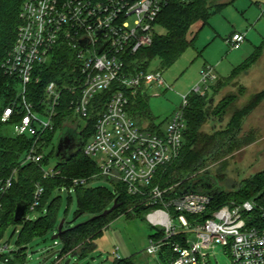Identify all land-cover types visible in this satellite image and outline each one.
Segmentation results:
<instances>
[{
	"label": "built area",
	"instance_id": "built-area-1",
	"mask_svg": "<svg viewBox=\"0 0 264 264\" xmlns=\"http://www.w3.org/2000/svg\"><path fill=\"white\" fill-rule=\"evenodd\" d=\"M171 1L24 0L15 42L2 62L5 73L19 82V91L4 108L1 121L12 123L17 136L32 137L20 164H39L43 178H50L60 170L43 164L48 147L44 137L55 129L64 95L69 97L66 104L72 118L89 121L91 113L98 110L94 132L82 146L84 154L99 169L93 179L99 176L124 185L127 194L148 208L149 223L161 233L150 237L149 255H156L160 264H212V253L221 246L235 264H264V207L255 215L256 202L232 201L206 216L212 200L208 190H195L192 181L191 189L183 194L190 185L187 180L166 187L155 182L158 169L175 161L183 149L190 93L183 96V105L174 111L167 127L138 120L132 114L131 98L148 94L154 84L168 86L161 70L130 67L127 58L153 43L155 22ZM245 39L246 34L233 32L226 42L231 49H238ZM62 46L71 52L65 68L47 82L39 102L29 100L28 85L42 80L43 66H48ZM217 79L209 66L194 91L205 95ZM16 175L14 169L0 177V211ZM86 183L85 178H74L72 186ZM43 191L38 183L22 220H30ZM199 215L204 217L196 219ZM167 245L172 254L162 258ZM9 246V241L0 240V261L7 264L18 250Z\"/></svg>",
	"mask_w": 264,
	"mask_h": 264
},
{
	"label": "trees",
	"instance_id": "trees-1",
	"mask_svg": "<svg viewBox=\"0 0 264 264\" xmlns=\"http://www.w3.org/2000/svg\"><path fill=\"white\" fill-rule=\"evenodd\" d=\"M23 1L0 0V177L10 175L14 169L17 171L13 187L6 195L3 209L0 211V240L4 236L6 225L9 222L22 224L17 240L19 248L13 258H10L8 264H24L28 246L31 245L32 241L57 227L62 203L58 192L61 191L60 188L63 186L74 188L76 191V217L82 214H90V218L77 226L73 225L74 227L65 221L64 231L61 232L59 237L61 249L58 251V258H68L74 253L80 256L86 255L94 247V240L102 235L109 223L119 215L131 216L135 214L137 216L142 212H148V208L139 204V198L127 194L122 184L115 183L116 187L120 189L117 193L103 187L89 186V183L72 186L74 178L87 179L98 173L99 170L96 162L84 154L83 148L63 162L56 161L60 173L55 177L43 178V172L39 164L24 166L20 164L25 150L32 142V137L28 135L17 136L13 132L4 130L1 115L4 108L16 99L19 91V82L5 73L2 62L15 42L20 23L19 13ZM224 4V0H172L162 9L155 22L157 26L164 27L166 32L161 35L156 34L150 46L143 47L135 55L128 57V65L130 67L135 66L140 70H149L151 61L156 57L160 58L165 65L174 62L193 42V40L188 39L192 25L199 20L204 23L207 22L213 10ZM263 52L264 44L258 46L229 77L218 78L212 84L211 90L209 89L210 91L206 92L205 95L198 93L189 95V105L185 110L187 126L184 132L183 149L175 161L158 169L156 183L166 187L187 180L190 184L196 176L203 173L202 170L205 169L204 172L208 171L209 165L227 157L234 150L248 143L246 138L240 135L244 119L264 98V91L254 95L243 109L236 110L226 127L211 134L205 133L202 128L209 115L204 106L227 81L234 79L239 72L248 70ZM70 53V49L66 46H62L60 50L56 51L48 66L47 63L43 66L42 80L28 85L29 100L35 103L40 101L45 85L62 72L67 64L65 59L70 56ZM147 97L148 94L139 93L131 98L133 102L132 114L140 121L151 118ZM235 97L236 95L233 94L226 96L223 102L218 104L219 108L226 111L235 100ZM68 99L69 97L64 95V104L55 119V129L46 133L44 137V145L46 147L52 145L49 154L54 155V157L56 152V145L54 146L52 143L54 135L58 130H65L72 118V112L66 104ZM91 115L92 118L81 131L85 141L94 132V125L99 111L95 109ZM49 154L44 159L43 164L45 165L49 163ZM224 163L222 162V165ZM211 176L206 177L202 183L212 185L208 189L212 194V200L208 211L205 213L206 216H212L215 210L231 200L239 203L246 200L256 202L255 215L259 214L260 207H264V170L243 179L233 187V190L229 191L215 186L214 182L210 180ZM213 177L220 178L218 176ZM38 183L43 186L44 191L37 209L46 207V212L35 220L15 221L14 213L17 202L24 200L29 205L33 200V194ZM192 186L195 188L194 182ZM56 192L57 194L53 197ZM115 199L121 202V206L102 216V212L109 209L114 204ZM71 200L72 196L70 194L68 201ZM160 234L159 232L152 236H159ZM79 248L80 250H78ZM163 252H166L167 255L172 254L171 247L167 245L163 248L161 257H167V255H162ZM114 264L137 263L131 258H118Z\"/></svg>",
	"mask_w": 264,
	"mask_h": 264
},
{
	"label": "rangeland",
	"instance_id": "rangeland-1",
	"mask_svg": "<svg viewBox=\"0 0 264 264\" xmlns=\"http://www.w3.org/2000/svg\"><path fill=\"white\" fill-rule=\"evenodd\" d=\"M224 1V5L213 10L207 22L199 20L192 25L188 39L193 42L174 62L165 65L158 57L151 61L149 70H161L168 88L154 84L148 89L147 102L151 118L146 121L150 125L167 127L174 111L183 105V96L189 93L196 94L194 88L200 85L202 72L209 66L214 68L217 78H227L258 46L264 44V0ZM155 30L160 35L166 32L162 26H156ZM234 31L246 34L245 41L238 49H231L226 42V38ZM214 83L215 81L211 86ZM263 91L264 52L248 70L239 72L234 79L227 81L204 106L209 115L202 127L203 131L211 134L226 127L236 110L243 109L254 95ZM231 94L236 95L235 100L226 111L220 109L218 104ZM42 119L45 120L46 116L42 115ZM87 123V119L72 118L71 125L67 126L64 132L61 130L56 132L53 145L58 144L62 133L71 132L78 136ZM3 129L12 133V123L3 124ZM240 135L246 138L248 143L209 165L208 171L202 170L203 173L194 179L195 190L207 191L209 188L202 183L210 175H212L210 180L215 186L226 191L233 190V187L243 179L264 170V98L245 117ZM51 150L50 144L46 148V153L49 154ZM56 161L54 155H50L49 164L57 166ZM222 162H225L224 165ZM94 177L95 174L85 178L89 186L103 187L113 193L120 191L112 181L103 177L93 179ZM58 193L62 200L58 225L32 241L28 246L24 264H114L118 255L121 259L131 258L137 264H160L156 255H149L146 252L150 237L160 230L149 223L146 217L148 212H142L137 216L121 214L116 217L102 235L94 240V247L86 255L73 254L68 258H58L57 253L51 256L61 249L60 239H53V235L63 219L73 226L90 218V214L76 217L77 194L74 188L69 191L64 187ZM56 194L57 192L53 197ZM70 194L72 200L68 201ZM232 201L235 200L230 202ZM45 212L46 207L37 209L31 212L29 217L35 220ZM203 217L199 215L196 219ZM175 223L179 225L178 219H175ZM21 229V223L9 222L6 225L2 241H9L10 249L19 248L17 240ZM188 236L194 237L193 234ZM214 253L215 255L212 253L211 256L212 264H235L232 256L221 246H217ZM162 255L165 256L167 253L163 252ZM0 264L7 263L0 261Z\"/></svg>",
	"mask_w": 264,
	"mask_h": 264
},
{
	"label": "water",
	"instance_id": "water-1",
	"mask_svg": "<svg viewBox=\"0 0 264 264\" xmlns=\"http://www.w3.org/2000/svg\"><path fill=\"white\" fill-rule=\"evenodd\" d=\"M82 44L85 45L86 42L82 41ZM63 132H64V130H63ZM71 136H74V133H71V132L62 133V136L60 137L58 144L56 145V152H55V158L58 162H63L65 160L71 158L73 155H75L81 149V146L83 145V141H81L79 143L80 147H78L76 150H72L71 153H68L70 148L68 146H65V145H68V142L71 141ZM79 136H82V135L79 133ZM66 150H68V151H66ZM206 185L208 186V188H211V186H212L211 184H206ZM190 189H191V184L182 193L184 194ZM120 206H121V202H118L117 199H115L114 204L109 209H106L104 212H102L101 215L105 216ZM27 208H28V202H26L24 200L17 202L16 208H15V213H14V220L15 221H21L23 219L26 211H27ZM79 224H76L74 226H77ZM64 225H65V219H63L60 222V224L58 226V231L53 235V239H59L61 232L64 231L63 230ZM57 253H58V251L54 252L51 256H53ZM74 254H77V253H74ZM41 264H43V263H41Z\"/></svg>",
	"mask_w": 264,
	"mask_h": 264
},
{
	"label": "flooded vegetation",
	"instance_id": "flooded-vegetation-1",
	"mask_svg": "<svg viewBox=\"0 0 264 264\" xmlns=\"http://www.w3.org/2000/svg\"><path fill=\"white\" fill-rule=\"evenodd\" d=\"M81 141H83V143H84V139H83V137L82 136H76L75 134H74V136H71V141L70 142H68V145H65V146H68L69 148H70V150L68 151V150H66V151H68V153H71L72 152V150H76L78 147H80L79 146V143L81 142ZM83 146V145H82ZM82 146H81V148H82ZM81 150V149H80Z\"/></svg>",
	"mask_w": 264,
	"mask_h": 264
},
{
	"label": "crops",
	"instance_id": "crops-1",
	"mask_svg": "<svg viewBox=\"0 0 264 264\" xmlns=\"http://www.w3.org/2000/svg\"><path fill=\"white\" fill-rule=\"evenodd\" d=\"M234 32H237V31H234ZM232 33H233V32H232ZM232 33H231V34H232ZM231 34H230V35H231ZM230 35H229V36H230Z\"/></svg>",
	"mask_w": 264,
	"mask_h": 264
}]
</instances>
